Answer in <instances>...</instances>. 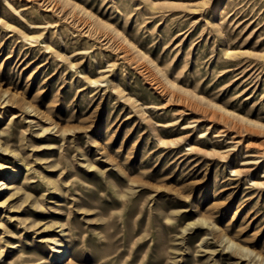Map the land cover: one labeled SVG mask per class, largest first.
Listing matches in <instances>:
<instances>
[{
    "label": "rangeland",
    "instance_id": "obj_1",
    "mask_svg": "<svg viewBox=\"0 0 264 264\" xmlns=\"http://www.w3.org/2000/svg\"><path fill=\"white\" fill-rule=\"evenodd\" d=\"M0 264H264V0H0Z\"/></svg>",
    "mask_w": 264,
    "mask_h": 264
},
{
    "label": "bare ground",
    "instance_id": "obj_2",
    "mask_svg": "<svg viewBox=\"0 0 264 264\" xmlns=\"http://www.w3.org/2000/svg\"><path fill=\"white\" fill-rule=\"evenodd\" d=\"M224 236V235H223ZM225 239L228 241V242H230V244H232V245H236V243H235V241L233 242L227 235H225ZM242 249H243V247H242ZM67 251V249H62L61 250V253H65Z\"/></svg>",
    "mask_w": 264,
    "mask_h": 264
}]
</instances>
